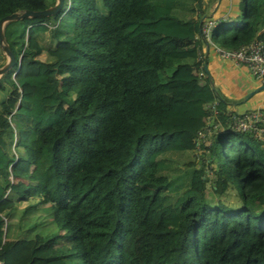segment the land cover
Returning a JSON list of instances; mask_svg holds the SVG:
<instances>
[{
    "label": "trees",
    "instance_id": "16d2710c",
    "mask_svg": "<svg viewBox=\"0 0 264 264\" xmlns=\"http://www.w3.org/2000/svg\"><path fill=\"white\" fill-rule=\"evenodd\" d=\"M53 3L0 0V17ZM237 7L211 39L264 40V0ZM203 13L204 0H62L5 22L14 61L0 74V200L13 204L0 212V264H264V147L226 128L199 143L197 160L180 156L195 148L205 105L228 104L196 74ZM13 121L32 146L15 144ZM229 177L235 207L206 197L208 181L220 196ZM30 197L50 203L61 233L27 231L31 205L15 204Z\"/></svg>",
    "mask_w": 264,
    "mask_h": 264
},
{
    "label": "rangeland",
    "instance_id": "374dc122",
    "mask_svg": "<svg viewBox=\"0 0 264 264\" xmlns=\"http://www.w3.org/2000/svg\"><path fill=\"white\" fill-rule=\"evenodd\" d=\"M215 0H204V12H209L211 9V5ZM227 0L221 1L219 6L222 5L226 8ZM238 0H230V15H234L238 12V8L236 7V3ZM220 45V44H219ZM1 47V45H0ZM1 53H3V49L1 47ZM4 58L5 55H4ZM209 64V79L211 84L216 87L217 92L223 96L228 101V106L233 108L236 111L254 108V107H264V87L257 88L254 90L248 97L244 98V95L262 84L260 80L255 79L249 72V70L244 66H235L228 61L221 60L218 56L210 55L208 57ZM13 124V140L15 135H17V140L15 139V144L19 143L20 145L32 146L34 143V134L32 130L27 131L26 125L20 122H12ZM16 133V134H15ZM183 159H195L197 160V152L194 150H187L180 155ZM194 160V161H195ZM215 163L221 162L220 152L217 150L214 158ZM211 168L214 167L212 163ZM229 174H233L232 170L229 169ZM229 175V176H230ZM210 181L206 184V197L216 199L219 198L223 203L229 205L230 207H235L240 205L241 199L238 193L237 186L234 183L232 177H229L228 186L226 191L217 196L210 192ZM26 203H31L30 208L26 210V215L23 218V221L27 222L25 225L27 227V231L31 232L30 234L37 232L40 234H52V233H61V230H58L57 225L53 221V215L51 211V205L49 202H37L36 197L29 198ZM23 201L17 203V205H22ZM33 205V206H32ZM22 206H17V209H21ZM18 216V211H15L10 219L16 221ZM33 222V225L29 226L30 222ZM16 230V229H15ZM69 239L61 235L60 240L55 239V245H59L61 247H66L69 244ZM75 260H78L77 255L73 257Z\"/></svg>",
    "mask_w": 264,
    "mask_h": 264
},
{
    "label": "built area",
    "instance_id": "2783aa9c",
    "mask_svg": "<svg viewBox=\"0 0 264 264\" xmlns=\"http://www.w3.org/2000/svg\"><path fill=\"white\" fill-rule=\"evenodd\" d=\"M224 14L218 17H206L199 19L196 36L201 41V47L210 48L211 51L224 61H229L236 66L246 67L250 74L264 82V40L253 37L249 41L236 47L228 48L219 45L210 37L212 27L220 20L226 18ZM201 48L198 50L197 59L202 58ZM198 76H203L201 68L196 71ZM207 112L204 116V126L197 131L195 152L201 151L200 142L209 143L207 140L214 132H222L226 128L230 131L247 132L264 147V107L248 108L240 111L227 108L225 111L218 106L217 99H213L206 105ZM227 115V123L223 124L218 115Z\"/></svg>",
    "mask_w": 264,
    "mask_h": 264
},
{
    "label": "water",
    "instance_id": "95a60500",
    "mask_svg": "<svg viewBox=\"0 0 264 264\" xmlns=\"http://www.w3.org/2000/svg\"><path fill=\"white\" fill-rule=\"evenodd\" d=\"M62 6V0H54V3L42 8V9H37V10H32V9H24L21 11H12L10 13L4 14L3 16L0 17V45L3 49V53L5 55V60L2 65H0V74L5 71L14 61V56L13 53L10 51L8 48V45L3 42V34H2V28L5 22H7L10 19H17L22 16H32V15H48V14H53L56 11H58ZM206 69V68H205ZM209 76V74H208ZM211 87L216 89L212 84ZM264 87V84L259 85L258 87L251 89L248 91L244 97H248L254 90L257 88Z\"/></svg>",
    "mask_w": 264,
    "mask_h": 264
},
{
    "label": "crops",
    "instance_id": "0c3cea01",
    "mask_svg": "<svg viewBox=\"0 0 264 264\" xmlns=\"http://www.w3.org/2000/svg\"><path fill=\"white\" fill-rule=\"evenodd\" d=\"M221 1H223V0H215L214 1V3L211 5V9H210V11L209 12H204L203 14H202V17H207V16H212V17H218V16H222V15H224V14H226L227 15V18H230V17H232L233 15H230L229 14V11H230V7H231V4H230V0H227V3H226V1H225V3H226V8H224V6L222 5L221 7L219 6V4L221 3ZM236 7H237V3H236ZM232 8V7H231ZM238 8V7H237ZM236 14V13H235ZM234 14V15H235ZM201 51L203 52V55H202V57L203 58H205V62H204V64L203 65H205V67H206V69H207V72L209 73V64H208V57L210 56V55H215L212 51H211V49L210 48H207V49H205V46H202L201 47ZM216 56V55H215ZM202 58V59H203ZM222 60V59H221ZM228 63H230L229 61H228ZM230 64H232V63H230ZM233 65V64H232ZM236 66V65H235ZM30 198H32V197H30ZM37 198V202L39 201L38 200V197H36ZM28 199L29 198H27V199H25V200H18L17 202H16V207L17 206H22L23 205V207L24 206H26V205H28V204H31V203H26V200L28 201ZM20 201H23V204L22 205H17V203L18 202H20ZM39 202H41V201H39ZM11 204H13V201L12 200H7V199H2V200H0V212H2L4 209H6V208H8ZM60 238H61V235L60 236H58L57 237V240L59 239L60 240Z\"/></svg>",
    "mask_w": 264,
    "mask_h": 264
},
{
    "label": "clouds",
    "instance_id": "9594fccd",
    "mask_svg": "<svg viewBox=\"0 0 264 264\" xmlns=\"http://www.w3.org/2000/svg\"><path fill=\"white\" fill-rule=\"evenodd\" d=\"M207 17H209V16H207ZM203 18H206V17H202V15L200 16V19H203ZM225 19H227V17L226 18H224L223 20H225ZM203 58V57H202ZM204 64V63H203ZM202 64V70H203V72H204V75L205 74H209L208 72H207V69H205L206 67H205V65H203ZM202 77V76H201ZM256 79V78H255ZM261 82V81H260ZM262 84H264V82H262ZM214 86V85H213ZM215 87V86H214ZM216 88V87H215ZM214 89V88H213ZM227 108H230L231 109V107L230 106H228V104H227ZM233 109V108H232ZM234 110V109H233ZM9 117V116H8Z\"/></svg>",
    "mask_w": 264,
    "mask_h": 264
}]
</instances>
